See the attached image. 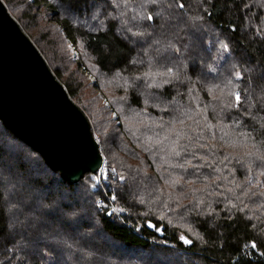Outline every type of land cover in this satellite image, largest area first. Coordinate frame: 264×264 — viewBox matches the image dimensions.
<instances>
[{"label":"trees","instance_id":"trees-1","mask_svg":"<svg viewBox=\"0 0 264 264\" xmlns=\"http://www.w3.org/2000/svg\"><path fill=\"white\" fill-rule=\"evenodd\" d=\"M27 2L51 3L108 99L98 113L110 132L97 140L81 63L50 68L117 173L118 216L98 210L96 174L68 183L0 121L12 144L0 141V264H264V0ZM105 143L125 155L115 164L128 169L138 149L147 169L131 178Z\"/></svg>","mask_w":264,"mask_h":264},{"label":"water","instance_id":"water-1","mask_svg":"<svg viewBox=\"0 0 264 264\" xmlns=\"http://www.w3.org/2000/svg\"><path fill=\"white\" fill-rule=\"evenodd\" d=\"M0 121L70 184L78 183L86 172L96 174L104 161L88 119L2 0ZM148 223L147 228L155 231Z\"/></svg>","mask_w":264,"mask_h":264},{"label":"rangeland","instance_id":"rangeland-1","mask_svg":"<svg viewBox=\"0 0 264 264\" xmlns=\"http://www.w3.org/2000/svg\"><path fill=\"white\" fill-rule=\"evenodd\" d=\"M2 2L6 6L9 14L16 20V22L19 23L18 25L23 30V32L25 34L26 33L28 34L26 30V27H27V29L30 32V38L32 40L35 38L40 43V47L43 49V53L45 54V57H46V59L44 60L49 69L51 68L53 71L57 73L60 71L63 74V70L66 69L65 65L69 61L72 64V68L77 67L74 64L75 61L81 63L82 67L78 69V74L81 77L83 83L86 86H88L86 93L87 95H91L90 96L91 101L89 103L92 105V108L95 110L93 111L92 108H89L88 113L93 118L92 120L97 122L95 131H94L96 139L98 140L99 138H102V140L104 141L106 138V135L110 132V127L106 126L104 124V121L100 119V115H99L100 113H98V111L108 107V103L105 100L107 99V97L105 94L102 93L100 89H95L93 91V89L91 88L90 86L91 84H96L97 76H95L92 73L91 71L92 66L89 63L82 60L79 49H74V47L68 41H66L63 30L60 26V23L58 22V20H60L62 17L58 14L56 15L54 13L55 10L54 12H52L53 9L49 7V4L51 3H47L42 6H37L38 5L37 4L34 9L28 10L25 7V5H27L28 3L27 0H2ZM28 14L34 15V16L36 15V20L28 19V21L26 22L25 20L27 19ZM221 47L223 48L222 49L219 48L218 50V53L221 56L218 62L222 66V69H223L226 66V64L231 61L228 60L229 58L228 49L226 50L224 45H221ZM227 51H228L227 55L223 56V54L226 53ZM83 68L87 71L86 73H84V75L88 77L89 79L88 83L83 77V72H84V71L82 72ZM233 72H234V68L231 70V73ZM236 93L238 94V91ZM85 113L87 114V112ZM0 137H1L0 138L1 142L2 141L5 142V144L8 146L12 145L11 143L7 142V136L3 133L1 129H0ZM103 149L105 150L109 158L112 159L111 160L112 162L115 156L125 157V155L122 152H120L119 148L115 149V146L108 145L107 143L103 145ZM136 150H137V155H132L131 160H128L129 162L128 169L123 167L121 162H119L118 165L113 162L123 173L128 174L131 178L135 177L134 175L137 173L138 170L144 171L147 169V167L144 166V164L146 163V160L141 159V157L138 156L139 150L138 149ZM238 151L239 149L236 150V152ZM105 165L108 166L110 169V166L108 165V163H106V161H105ZM111 170H112V180L111 181H113L115 180L117 173L114 169H111ZM150 172L154 174L153 171H150ZM96 175H97L95 176L96 188L101 193L100 184L98 180V174L96 173ZM86 182H89L90 186L92 187L93 181L91 180V178L86 179ZM109 188H110V185L108 187V191H109V195L112 197L114 194ZM137 189L142 194H144V196H146L148 199H151L150 189H147V187H145L144 185H140L139 188Z\"/></svg>","mask_w":264,"mask_h":264},{"label":"built area","instance_id":"built-area-1","mask_svg":"<svg viewBox=\"0 0 264 264\" xmlns=\"http://www.w3.org/2000/svg\"><path fill=\"white\" fill-rule=\"evenodd\" d=\"M97 174L101 189V199L96 204L97 208L107 218H110L112 216H118L117 210L115 212L112 211L113 209L116 208H115L114 200L111 199V196L109 195L108 192V185L110 183L112 170L107 168V166L105 165V161H103Z\"/></svg>","mask_w":264,"mask_h":264},{"label":"snow or ice","instance_id":"snow-or-ice-1","mask_svg":"<svg viewBox=\"0 0 264 264\" xmlns=\"http://www.w3.org/2000/svg\"><path fill=\"white\" fill-rule=\"evenodd\" d=\"M149 2H150V3H157L158 0H149ZM179 6H180L181 8L184 7L183 4H180ZM69 7L71 8V5H69ZM146 19H147L148 21H154V20L156 19V17H154L153 15L150 14V15H148V16L146 17ZM226 47H227V46H225V48H226ZM171 71H172V69H168V72H171ZM236 77H237V79L240 78V73H239V72L236 73ZM234 97H235L236 104L238 105V104L240 103V96H239L238 94H234ZM177 155H178V153H177ZM121 179H123V177H121ZM111 199H112V200H115V199H116V196L113 195V196L111 197ZM112 211L115 212L116 209H113ZM120 211H123V209H120ZM109 214H111V213H109ZM148 226H149V227H156L155 225L151 224V222L148 223ZM156 230H157V231H160L159 228H156ZM181 240H182L185 244H189V243H191V241H189V240H187V239H184V237H181ZM251 246H252L253 248H256V247H257V245H256L255 243H253Z\"/></svg>","mask_w":264,"mask_h":264}]
</instances>
